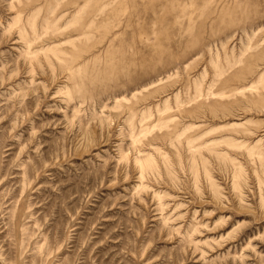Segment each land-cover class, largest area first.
I'll return each instance as SVG.
<instances>
[{
    "label": "rangeland",
    "instance_id": "374dc122",
    "mask_svg": "<svg viewBox=\"0 0 264 264\" xmlns=\"http://www.w3.org/2000/svg\"><path fill=\"white\" fill-rule=\"evenodd\" d=\"M0 264H264V0H0Z\"/></svg>",
    "mask_w": 264,
    "mask_h": 264
},
{
    "label": "bare ground",
    "instance_id": "6f19581e",
    "mask_svg": "<svg viewBox=\"0 0 264 264\" xmlns=\"http://www.w3.org/2000/svg\"><path fill=\"white\" fill-rule=\"evenodd\" d=\"M83 9V4L82 5H80V8H79V10H82ZM77 36H80V35H78V33H77ZM70 38V37H69ZM68 43H72V40H70V41H68ZM31 55H33V54H30V56ZM81 58V56H78V55H76V56H73V61H71V62H69L68 60H67V66H66V75H67V73L69 74L68 75V77L70 76V78H69V80L71 79V78H74L73 76V74H76L75 72H77L76 70H75V72L72 74L70 71V69H73L72 67H75V66H72L71 64H72V62H74V61H78L79 59ZM32 62V61H31ZM34 62V61H33ZM35 63V62H34ZM29 64V63H28ZM74 64V63H73ZM30 65V64H29ZM32 65V64H31ZM34 65V64H33ZM31 68H32V66H30ZM35 67H36V65H35ZM30 68V69H31ZM34 68V67H33ZM65 68V67H64ZM77 68V70H78V67H76ZM34 71H35V69H33ZM80 70V69H79ZM33 72V71H32ZM62 72H64V71H62ZM81 73V72H80ZM67 77V76H66ZM68 80V79H67ZM73 80H75V78L73 79ZM72 80V81H73ZM33 92V91H32ZM33 94H34V92H33ZM39 100H40V98H38ZM33 100V99H32ZM27 102H28V100H27ZM39 102V101H38ZM25 107H27V106H25ZM22 110H24V108L22 109ZM22 110H21V112H22ZM20 112V111H19ZM26 112H28V110L26 111ZM24 114V113H23ZM25 114H27V113H25ZM29 115V114H28ZM26 119V118H25ZM35 159V158H34ZM40 164V163H39ZM37 167V166H36ZM30 168V167H29ZM33 168V167H32ZM38 168H41V167H38ZM38 172V171H37ZM15 200V199H14ZM14 204V203H13ZM13 206V205H12ZM11 206V207H12ZM12 212V211H11ZM11 214V213H10ZM8 224V223H7Z\"/></svg>",
    "mask_w": 264,
    "mask_h": 264
}]
</instances>
